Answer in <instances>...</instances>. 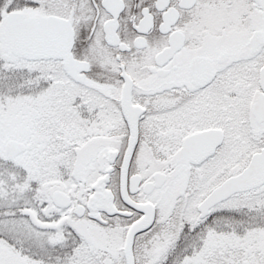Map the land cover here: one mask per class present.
<instances>
[{"label":"snow or ice","instance_id":"obj_1","mask_svg":"<svg viewBox=\"0 0 264 264\" xmlns=\"http://www.w3.org/2000/svg\"><path fill=\"white\" fill-rule=\"evenodd\" d=\"M0 264H264V0H0Z\"/></svg>","mask_w":264,"mask_h":264}]
</instances>
